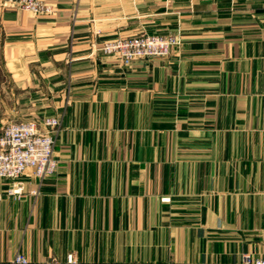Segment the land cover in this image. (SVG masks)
<instances>
[{"label":"crops","instance_id":"crops-1","mask_svg":"<svg viewBox=\"0 0 264 264\" xmlns=\"http://www.w3.org/2000/svg\"><path fill=\"white\" fill-rule=\"evenodd\" d=\"M45 2L0 0V132L62 119L56 176L0 201V264L264 259V0ZM178 31L168 58L100 51Z\"/></svg>","mask_w":264,"mask_h":264},{"label":"built area","instance_id":"built-area-1","mask_svg":"<svg viewBox=\"0 0 264 264\" xmlns=\"http://www.w3.org/2000/svg\"><path fill=\"white\" fill-rule=\"evenodd\" d=\"M4 8L18 9L41 17H49L54 8L45 0H3ZM181 45L180 32L141 34L103 43L100 51L124 66L138 60L168 58L172 50ZM62 129L60 116H49L41 122L27 120L10 122L0 132V180L8 182L0 189V201L6 196L21 200L26 193L23 177L32 172L41 182L56 176L59 161L55 155L57 137ZM70 263H75L73 258ZM10 264H30L28 258L18 254ZM241 264H264V259H254L245 254Z\"/></svg>","mask_w":264,"mask_h":264}]
</instances>
